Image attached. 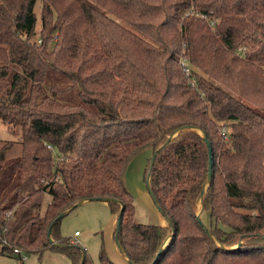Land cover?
Segmentation results:
<instances>
[{
	"label": "trees",
	"instance_id": "1",
	"mask_svg": "<svg viewBox=\"0 0 264 264\" xmlns=\"http://www.w3.org/2000/svg\"><path fill=\"white\" fill-rule=\"evenodd\" d=\"M37 1L0 0V120L22 144L0 150L2 250L95 264L49 227L106 198L129 264H264V0H40L38 32ZM147 149L166 224L124 181Z\"/></svg>",
	"mask_w": 264,
	"mask_h": 264
},
{
	"label": "rangeland",
	"instance_id": "2",
	"mask_svg": "<svg viewBox=\"0 0 264 264\" xmlns=\"http://www.w3.org/2000/svg\"><path fill=\"white\" fill-rule=\"evenodd\" d=\"M35 11L38 16L36 26L38 32L42 25L40 0L37 1ZM33 39L39 41V35H35ZM8 85H10V77L0 81V91L4 92ZM20 135L19 127L7 125L0 120V150L3 149L5 144L10 145L11 148L7 151L8 158L20 156L22 148ZM152 154V150L147 149L130 162L127 170V180L128 185L129 183L133 185V189H130V191L134 194L137 220L143 223L152 222L157 224L163 222V224H166L167 220L154 202L147 183L143 178L146 160L148 162ZM129 179L133 180V182ZM140 179L143 181V191L139 190L134 183L136 182L135 180H138L137 184L141 186ZM50 201L51 196L46 194L42 212ZM199 213L204 222L209 224V214L205 211L202 212L200 207ZM116 219L117 214L112 213L107 201H87L78 205L64 216L61 221L60 232L63 237L71 238L72 242L82 246L95 264H100L99 254L102 246L114 262L129 264L128 259L124 260L123 251L116 242L114 234ZM75 231H79L80 236L74 240ZM20 255L3 251L0 244V264H75L67 254L49 248L45 249L42 254L22 252Z\"/></svg>",
	"mask_w": 264,
	"mask_h": 264
},
{
	"label": "water",
	"instance_id": "3",
	"mask_svg": "<svg viewBox=\"0 0 264 264\" xmlns=\"http://www.w3.org/2000/svg\"><path fill=\"white\" fill-rule=\"evenodd\" d=\"M157 154V151L153 154L152 156V159H151V165H153V162H154V159H155V156ZM212 154H211V151H210V160H209V174H210V177L212 176ZM147 187H148V190L150 191V185H149V179L147 181ZM108 199L106 198H103V199H93L92 201H107ZM85 201V200H84ZM84 201L80 202L77 204L78 205H81ZM154 201L156 202V200L154 199ZM64 216H66V213L63 212L61 213L54 221L53 223L50 225L49 227V234L51 233V229L53 227V225L60 219L64 218ZM119 229H120V221L118 220L117 222V228H116V234H115V237H116V242L118 244V246L120 247V244H119V240H118V232H119ZM51 242L53 243L54 241L52 239H50ZM81 264H83V261L81 262Z\"/></svg>",
	"mask_w": 264,
	"mask_h": 264
},
{
	"label": "crops",
	"instance_id": "4",
	"mask_svg": "<svg viewBox=\"0 0 264 264\" xmlns=\"http://www.w3.org/2000/svg\"><path fill=\"white\" fill-rule=\"evenodd\" d=\"M148 159V158H147ZM146 165H147V160H146V164H145V167H146ZM129 167V166H128ZM145 169V168H144ZM127 170H128V168H127ZM126 174H127V171H126ZM125 174V177H124V181H125V184H126V186H127V188L130 190V189H133V185L132 184H130L129 183V185H128V180H127V176H128V174L126 175ZM143 178H144V174H143ZM130 180V179H129ZM130 181H132L133 182V180H130ZM136 182H134L135 184H136V186L138 187V189L139 190H141V191H143V189H144V186H143V181H142V179H140V184H141V186L139 187L138 186V180H135ZM135 189V188H134ZM134 195V194H133ZM87 201H92V200H85L84 202H87ZM83 202V203H84ZM117 221H118V217H117V219H116V228H117ZM150 223H152V222H150ZM153 224H156V223H153ZM157 224H163V222H161V223H157ZM116 228H115V230H114V234H116ZM76 232V231H75ZM75 232H74V240H75V238H78V237H76L75 236ZM124 254V260H127V256L125 255V253H123Z\"/></svg>",
	"mask_w": 264,
	"mask_h": 264
},
{
	"label": "built area",
	"instance_id": "5",
	"mask_svg": "<svg viewBox=\"0 0 264 264\" xmlns=\"http://www.w3.org/2000/svg\"><path fill=\"white\" fill-rule=\"evenodd\" d=\"M188 71V70H187ZM80 234H79V231H76L75 232V236L76 237H78ZM14 252H15V254H21L22 252H21V250H19L18 248H15L14 249ZM23 258H24V256H23Z\"/></svg>",
	"mask_w": 264,
	"mask_h": 264
}]
</instances>
